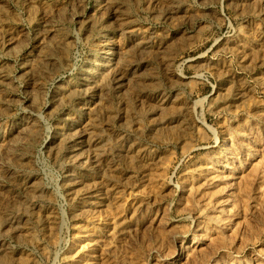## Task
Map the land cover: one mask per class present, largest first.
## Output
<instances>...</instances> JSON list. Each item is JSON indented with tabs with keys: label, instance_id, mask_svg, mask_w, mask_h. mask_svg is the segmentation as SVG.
Segmentation results:
<instances>
[{
	"label": "rangeland",
	"instance_id": "374dc122",
	"mask_svg": "<svg viewBox=\"0 0 264 264\" xmlns=\"http://www.w3.org/2000/svg\"><path fill=\"white\" fill-rule=\"evenodd\" d=\"M0 264H264V0H0Z\"/></svg>",
	"mask_w": 264,
	"mask_h": 264
},
{
	"label": "bare ground",
	"instance_id": "6f19581e",
	"mask_svg": "<svg viewBox=\"0 0 264 264\" xmlns=\"http://www.w3.org/2000/svg\"><path fill=\"white\" fill-rule=\"evenodd\" d=\"M97 157V156H96ZM95 156L94 157H92L91 159H89V161H91V160H93V161H97L98 160V157L96 158ZM17 222V219L16 220H14V221H12V224L13 223H16Z\"/></svg>",
	"mask_w": 264,
	"mask_h": 264
}]
</instances>
